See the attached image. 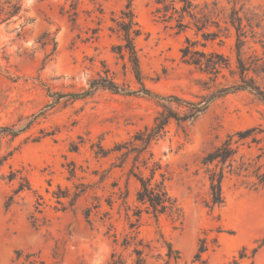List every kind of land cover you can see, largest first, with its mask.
Segmentation results:
<instances>
[{
	"label": "rangeland",
	"instance_id": "374dc122",
	"mask_svg": "<svg viewBox=\"0 0 264 264\" xmlns=\"http://www.w3.org/2000/svg\"><path fill=\"white\" fill-rule=\"evenodd\" d=\"M17 1L22 5L19 16L0 24V128L18 130L33 119L28 130L15 138L4 136L0 142V264H108L112 252L108 224L118 238L130 230L125 211H119L118 205L105 225L100 217L108 211L104 199L113 182L123 190L128 183V202L133 208L138 185L126 176L130 161L123 169L110 171L106 191H94L101 197L102 208L99 214L92 213L91 225L83 214L92 198L82 196L74 206L67 198L82 184L95 181L93 172L100 175L108 170L119 155L96 158L99 147L106 153L154 126L163 114L184 116L189 109L127 95L141 86L127 58L112 51L120 41L109 31L112 13L118 15L125 0H74V17L66 13L72 0ZM155 1L132 2L141 29L135 46L143 86L161 96L198 103L235 85L239 76L233 32L202 48L205 41L193 31L177 33L174 22L155 20ZM204 1L213 0H196ZM248 4L262 15L264 23V0H248ZM186 38L199 42L200 51L218 53L228 65L205 74L185 64L180 51ZM253 50L261 58V68L247 77L264 91L261 46L250 41L244 58L251 61ZM99 78L113 81L122 93L97 89L87 97H75ZM248 129H255L258 139L264 138L259 133L264 132V105L243 91L214 101L192 121H169L161 137L152 142L150 150L167 174L168 191L183 219L180 223L167 217L140 216L135 232L153 248L146 264H163L164 242L181 255L172 264H192L202 238L209 247L203 255L207 264H264V246L254 253L264 237V184H258L255 177H264L263 140L249 149L246 145L238 148L237 160L244 156L247 171L226 175L223 205L213 210L204 205L208 182L201 159L227 135ZM8 176L13 180H6ZM20 187L23 190L17 192ZM214 239L218 247L212 251ZM123 257L126 264H132L127 252Z\"/></svg>",
	"mask_w": 264,
	"mask_h": 264
},
{
	"label": "trees",
	"instance_id": "16d2710c",
	"mask_svg": "<svg viewBox=\"0 0 264 264\" xmlns=\"http://www.w3.org/2000/svg\"><path fill=\"white\" fill-rule=\"evenodd\" d=\"M124 8L121 9L118 15L112 13L109 27L110 33L117 36L120 44L112 47V51L121 59L127 58L134 76L141 86L136 92H130L128 96L143 95L150 99L163 103H174L179 106H184L189 109V114L178 116L172 112L163 114L161 119L155 120L154 126L147 128L144 131L138 132L129 140L115 145L108 152H104L99 147V152H94L96 158H105L111 153H118L115 161L110 164L108 170H104L100 175L98 172H93L97 179L88 184H82L77 191L69 196L70 206H74L77 200L82 196H90L93 203L84 210V218L88 225H91L92 213L99 214L102 208V202L96 195L95 190L102 192L106 191L104 183L107 175L112 169H123L130 161V168L126 173L128 179L133 178L138 185V189L134 195L133 208L128 202L129 190L128 183L121 189L117 183L113 182L109 185L108 196L104 199L105 206L108 211L101 213L100 221L103 225L111 219L110 212L118 205L119 211L122 208L125 211V219L128 223L129 233H126L121 238L113 231V226L108 224L106 235L111 238L112 252L108 264H126L123 253L127 252L128 257L132 259V264H146L149 257L152 256L153 248L149 243L138 238L137 223L142 214L151 216L155 220L160 217H167L172 222H180L183 219V213L175 198H173L167 188V174L163 171V167L159 161L155 160L153 153L150 150L152 142L157 141L164 133L169 121L176 122L192 121L201 115L208 106L214 101L221 99L229 94L236 92L247 91L255 95L264 105V91L258 86L252 77L247 75L252 72L257 74L261 68L258 64L261 58L256 55V51H252V60L245 59V47L252 41L258 43L264 51V23L262 15L253 8L249 7L248 0H213L211 2L204 1L202 4L196 0H156L153 16L155 20L163 22H174V28L177 33L183 29H189L200 36L205 44L201 47L205 48L209 41H216L220 35L228 36L233 32L234 51L236 55V69L239 76V81L230 87H225L216 92L205 96L201 102L195 103L184 100L176 96H161L142 84L139 59L137 56L135 40L141 36V29L136 21L132 10L133 0H125ZM223 3L224 5H221ZM70 9L66 11L69 16L76 15L77 3L74 0L69 5ZM22 11V5L17 0H0V24L6 23L12 18L19 16ZM72 11V13H71ZM72 21H75L73 18ZM212 29H215L212 30ZM199 42H193L190 38L185 39L184 46L180 53L184 63L197 68L205 74H213L228 65L221 55L216 52H205L197 49ZM250 49V47H249ZM97 89H105L114 94L122 93L119 86L113 81L99 78L94 79L89 83L87 91L75 95L76 98L87 97ZM33 119V118H32ZM32 119L21 129L15 130L12 127L0 128V142L2 137L11 136L17 137L32 124ZM264 133V132H259ZM255 134V129L239 131L231 135H227L225 139L211 151L203 156L200 161L203 173L208 182V200L204 202L207 209L213 210L224 203L222 193V184L226 175H239L241 170L247 171L243 162L244 156L239 155L238 148L246 145L250 148L251 144H259L264 138L258 139ZM1 165V164H0ZM260 167L257 168L259 171ZM258 179V184H264L262 175H255ZM157 178H160L159 180ZM12 181L13 177L5 178ZM256 184H253V187ZM20 187L17 192L22 191ZM90 194V195H89ZM60 199V196L56 197ZM131 212V214H129ZM135 218V221L131 219ZM212 251L218 245L214 239L212 242ZM166 247L165 260L163 264H172L180 260L179 251L173 249L172 245L164 242ZM264 246V237L254 253ZM121 250V252H118ZM209 250L206 238L199 240L197 249L192 258V264H207L203 259V255Z\"/></svg>",
	"mask_w": 264,
	"mask_h": 264
}]
</instances>
